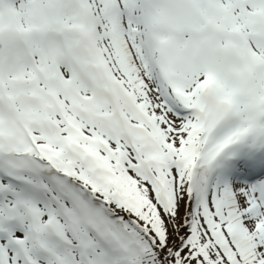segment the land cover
Returning <instances> with one entry per match:
<instances>
[{"label": "snow or ice", "instance_id": "obj_1", "mask_svg": "<svg viewBox=\"0 0 264 264\" xmlns=\"http://www.w3.org/2000/svg\"><path fill=\"white\" fill-rule=\"evenodd\" d=\"M0 264H264V0H0Z\"/></svg>", "mask_w": 264, "mask_h": 264}]
</instances>
